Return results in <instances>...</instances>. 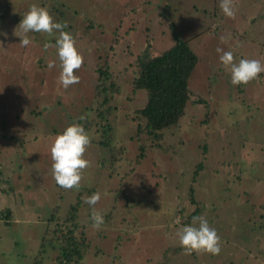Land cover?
Wrapping results in <instances>:
<instances>
[{"label":"rangeland","instance_id":"obj_1","mask_svg":"<svg viewBox=\"0 0 264 264\" xmlns=\"http://www.w3.org/2000/svg\"><path fill=\"white\" fill-rule=\"evenodd\" d=\"M214 1L0 0V181L5 187L0 193V264H54L58 251L42 245L47 222L55 207L63 217L72 205L86 241L82 264H264V74L233 86L216 51L233 52L236 63H264V35L259 34L264 0H254L256 11L246 21L225 17ZM168 3L187 11L161 13ZM32 4L46 8L55 22H66L64 31L75 40L93 27L76 43L84 64L75 72L80 82L67 90L58 84L56 49L44 50L55 36L29 33L32 43L21 47L14 35ZM216 15L223 31L236 33L222 35L229 42L217 39L218 47L207 34L208 45L195 49L199 62L189 89L191 98L203 104H188L180 127L165 133L162 150L141 153L144 138L136 137L138 122L130 113L143 108L146 97L127 84L131 63L148 42L166 44L156 37L166 32L169 19L184 21L176 29L185 33L187 24L200 28L205 20L208 26L212 17L215 26ZM256 21L262 24L252 26ZM107 56L110 73L121 82L120 95L109 104L114 107L110 142L121 158L113 160L111 150L99 144L100 133L89 134L84 158L91 167L83 171L79 190H65L53 178L50 147L68 126L93 119L85 109L94 102L97 59L103 63ZM52 62L56 66L49 69ZM241 90L245 95H238ZM247 102L257 109L245 112ZM97 191L102 198L96 208L105 220L100 230L91 227V209L84 202ZM117 195L135 202L118 205ZM197 209L220 236L219 255L179 253L176 234Z\"/></svg>","mask_w":264,"mask_h":264},{"label":"trees","instance_id":"obj_2","mask_svg":"<svg viewBox=\"0 0 264 264\" xmlns=\"http://www.w3.org/2000/svg\"><path fill=\"white\" fill-rule=\"evenodd\" d=\"M216 1L219 2V0ZM216 1H214V4H216ZM39 2L41 1H38V3ZM234 3L238 8V14L235 18L237 21L248 20V13L256 11L254 0H234ZM1 4L3 5L4 3ZM6 6L7 5L4 4V7L7 9ZM177 8L178 10L173 13V16L181 14L182 10L187 11L183 6L176 4L169 5L168 3V6H166L161 13L165 14V12H172ZM195 8L196 6H194V10ZM196 10L199 11L200 9L196 8ZM217 10V8H214L213 15L217 14ZM259 10L260 9L257 11ZM206 15H208V13H206ZM184 17L185 16L181 15L180 18L184 19ZM216 17L215 26H213L212 17L209 18L208 26L204 24L205 20L201 22L200 28L195 25L189 27L190 25L187 24L188 28L185 33L177 31L176 25L183 26L180 23H184L186 19H184V21H180L177 17H174V21L169 19L171 23L167 27L166 32L156 37V39L158 38L163 39L164 42L166 41V44L161 45L157 42L151 43L147 41L150 43V46L143 50L141 49L135 60L131 63V78L129 77V83L127 84L131 86L133 93L143 92L146 97L144 107L130 113L133 116L135 115L138 122L136 124V137L144 138V147L141 146L140 148L141 153L144 152L145 154L147 148L162 150L163 143L166 139L165 133L180 127V120L185 116L188 104H203L201 98H197L198 100L196 101L191 98L192 94L189 89L190 77L194 72L195 66L199 62L198 52L195 51V49H198L202 43L208 45V39H204V36L207 34L209 36L211 35L210 42H214L218 47L219 43L216 41L220 39L218 37H221L227 32L232 36L236 33L230 30L223 31L218 15H216ZM166 18L168 19L169 17ZM224 20L226 21V19ZM211 24L213 27H211ZM240 24L244 25V23ZM252 24V26L261 25L262 22L256 21ZM262 26L263 29H259V34L264 35V23ZM92 29L93 27L90 29L88 28L85 33L82 32L81 36L76 39V43L82 41L83 37L90 35ZM237 35L240 36L238 33ZM163 36H165V39ZM243 38H245V36ZM234 50L237 51L235 48ZM208 52H211V49H208ZM109 62L110 59L108 56L104 58L103 63H99L97 59L95 68L97 83L93 95L94 102L91 103L93 106H87L85 109L86 112L88 109L93 112V119L87 121L82 127L88 134H93L96 131L100 133L102 139L99 144L106 146L109 151L111 150L114 154L112 159L118 161L121 158V152L116 146L112 147L110 142V133L113 128L112 113L114 107H110L109 104L116 96L120 95L121 86L119 83L121 82L110 73ZM221 67L222 66H220V68ZM261 76L262 73L259 77ZM238 95H245V91H239ZM247 101L252 100L248 98ZM247 104H251L244 107V111H247V113L254 111V109L258 107L255 103L247 102ZM115 200L118 205H128L135 202L134 198L119 199L118 195L115 196ZM138 203L140 202L136 201V204ZM131 208L127 209L131 211ZM76 210L77 206L72 205L69 208V212L65 214V216L60 217L58 216V207H55L47 222L42 245L53 247L58 251L57 257L53 260L54 264H82L86 241L82 237L83 232L76 221ZM198 211L197 209L190 215L189 221L199 214ZM110 216L109 214L108 217L110 218ZM189 221L185 223L186 226L189 224ZM52 224L55 226L54 229H51ZM79 232L81 234H79ZM50 235H52V238L49 239ZM179 248L180 251H178L181 253L183 250L181 247ZM175 254L177 255V252ZM255 261H257V259ZM36 263L42 264V260L41 262L36 261Z\"/></svg>","mask_w":264,"mask_h":264},{"label":"clouds","instance_id":"obj_3","mask_svg":"<svg viewBox=\"0 0 264 264\" xmlns=\"http://www.w3.org/2000/svg\"><path fill=\"white\" fill-rule=\"evenodd\" d=\"M219 8L225 17L235 19L237 8L234 0H219ZM22 17L14 31V35L20 38L19 45L27 47L32 43L29 33L55 36V43H45L44 50L55 48L57 51L61 69L58 84L65 90L78 84L80 78L75 72L83 66L84 57L79 53L74 37L64 31L68 27L67 23L55 22L46 8L36 4H32ZM220 39L226 42L228 37L221 36ZM216 51L221 54L219 58L224 69L231 74L233 86L248 85L264 73V63L258 59H240L236 63L233 52L224 51L219 47ZM55 66V62L48 65L49 69ZM90 146L91 138L80 124L68 126L62 134L55 137L50 147V155L53 161L52 175L59 187L65 190H79L83 171L91 167L90 161L84 158ZM101 198V193L97 191L84 201L91 209V227L95 230H100L105 223L103 213L96 208ZM176 235L185 255L206 253L215 256L221 253L220 236L210 227L206 215L194 216L192 224L180 229Z\"/></svg>","mask_w":264,"mask_h":264},{"label":"crops","instance_id":"obj_4","mask_svg":"<svg viewBox=\"0 0 264 264\" xmlns=\"http://www.w3.org/2000/svg\"><path fill=\"white\" fill-rule=\"evenodd\" d=\"M1 176V175H0ZM4 181L3 180H1L0 181V193H4L5 192V187H4ZM9 214H8V216L10 215V213L11 212H8Z\"/></svg>","mask_w":264,"mask_h":264},{"label":"water","instance_id":"obj_5","mask_svg":"<svg viewBox=\"0 0 264 264\" xmlns=\"http://www.w3.org/2000/svg\"><path fill=\"white\" fill-rule=\"evenodd\" d=\"M8 214V213H7Z\"/></svg>","mask_w":264,"mask_h":264}]
</instances>
